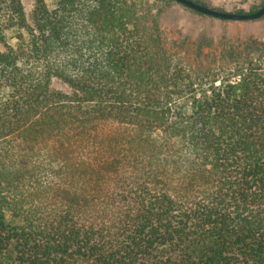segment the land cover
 Listing matches in <instances>:
<instances>
[{
	"label": "trees",
	"instance_id": "obj_1",
	"mask_svg": "<svg viewBox=\"0 0 264 264\" xmlns=\"http://www.w3.org/2000/svg\"><path fill=\"white\" fill-rule=\"evenodd\" d=\"M164 8L0 0V264H264V38Z\"/></svg>",
	"mask_w": 264,
	"mask_h": 264
},
{
	"label": "rangeland",
	"instance_id": "obj_2",
	"mask_svg": "<svg viewBox=\"0 0 264 264\" xmlns=\"http://www.w3.org/2000/svg\"><path fill=\"white\" fill-rule=\"evenodd\" d=\"M25 3L28 18L33 24V11L36 7V0H23ZM50 8L56 7L59 0H46ZM162 3L165 8L160 15L161 23L168 43L187 38L184 47H179L180 52H193L194 42L201 34H207L219 42L222 36L237 37H257L264 38V17L252 20H223L206 13H201L190 6L177 0H155ZM207 5L225 10L238 11L244 9L247 12L259 9L264 0H199ZM18 39H9V45L16 47ZM8 50L7 46L0 41V51ZM211 53V52H210ZM214 65V64H213ZM53 86L58 89L67 90L68 87L61 80L55 79ZM5 91L0 94L3 96Z\"/></svg>",
	"mask_w": 264,
	"mask_h": 264
},
{
	"label": "water",
	"instance_id": "obj_3",
	"mask_svg": "<svg viewBox=\"0 0 264 264\" xmlns=\"http://www.w3.org/2000/svg\"><path fill=\"white\" fill-rule=\"evenodd\" d=\"M183 4L190 6L202 13H206L215 17L231 19V20H252L258 19L264 16V5L261 6L258 10L252 12H234V11H225L217 9L203 3L197 2L195 0H177Z\"/></svg>",
	"mask_w": 264,
	"mask_h": 264
}]
</instances>
